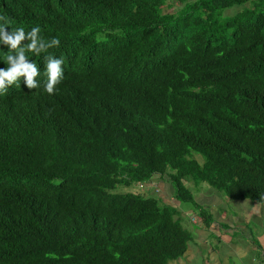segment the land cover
<instances>
[{"label": "trees", "instance_id": "trees-1", "mask_svg": "<svg viewBox=\"0 0 264 264\" xmlns=\"http://www.w3.org/2000/svg\"><path fill=\"white\" fill-rule=\"evenodd\" d=\"M60 1L0 0L3 26H39L40 47L37 15ZM77 13L98 31L83 33L80 69L64 63L54 94L46 67L38 88L22 75L0 93V264H169L214 222L188 182L264 204V0H84ZM155 175L177 204L134 191Z\"/></svg>", "mask_w": 264, "mask_h": 264}, {"label": "clouds", "instance_id": "clouds-1", "mask_svg": "<svg viewBox=\"0 0 264 264\" xmlns=\"http://www.w3.org/2000/svg\"><path fill=\"white\" fill-rule=\"evenodd\" d=\"M114 1L116 0H113V2ZM83 3L84 0H61L59 4H57V11L55 12V15H37L39 18L36 20H39V22L48 30L46 37L43 39V43H40V47L37 46L39 42L38 34L41 31L39 26L33 27L31 31L27 33V35L23 27L13 29L9 33L6 31L7 28L3 26L9 23L8 18L5 16H0V41H3L5 44L11 46L9 50H6V55L3 60H7V63H12V66H8L4 71L0 70V93L9 90V86L5 85V80L8 81V85H11L12 83L18 81L17 77L22 75L26 76L25 82L27 83V88L29 90L38 88L39 84L34 81V77L39 74V71H42V69L46 67L47 70L45 75L47 76V80L44 84V89L42 92L46 94H54V92H57L58 84L61 83L63 78L64 63H73L75 71L80 69L81 62L85 63V60L82 58V56H87L82 52V50L85 48L89 49L87 40L85 37H83L85 36L83 33L98 32L96 29H89L88 27L92 19H96L95 17H81L77 13L78 11L82 10ZM77 5H79L78 8L74 10V7ZM58 13L60 14L57 16ZM61 30L67 32L70 36L77 35V39L61 38ZM26 38L30 39L32 42L21 48L20 42ZM60 42L64 44L67 42H69V44L73 43L75 47H69V50H65L64 52L67 54L63 55L62 57H52V52L54 53V51L57 49L59 51ZM13 49H16L19 54L18 61H13L12 59L14 56ZM73 49H78L81 55L72 53ZM27 52L34 53L25 58ZM47 53L49 55H47ZM24 87V85L20 87L22 88V91L24 90ZM164 183L170 184L173 189V186L168 179L160 181L156 175L153 176L150 181L144 183L143 185H137L136 187L141 190L139 192L146 194L149 197L155 198L157 200L162 199L166 203H171L174 205V203H176L173 199L174 196H172L171 202L169 198L160 196V186ZM194 185L197 191L201 190L202 187L208 188V192H202V194L209 200L212 199V193L219 192L206 182L199 183L198 185L194 183ZM226 199H228V197ZM194 200L197 201L196 197ZM189 224H199L197 215L189 213ZM212 226L213 223L207 229H210ZM254 260L257 262V259ZM261 264H264V260L261 262Z\"/></svg>", "mask_w": 264, "mask_h": 264}, {"label": "crops", "instance_id": "crops-1", "mask_svg": "<svg viewBox=\"0 0 264 264\" xmlns=\"http://www.w3.org/2000/svg\"><path fill=\"white\" fill-rule=\"evenodd\" d=\"M160 196L172 201L174 196L170 184L164 183ZM208 188L202 187L196 200L214 222L210 229L191 228L189 221L184 227L189 230L191 240L182 258L169 264H261L264 260V204L247 199L229 200L219 192L206 198ZM219 204L217 206V198ZM199 225V224H198ZM254 259H257L255 262Z\"/></svg>", "mask_w": 264, "mask_h": 264}, {"label": "rangeland", "instance_id": "rangeland-1", "mask_svg": "<svg viewBox=\"0 0 264 264\" xmlns=\"http://www.w3.org/2000/svg\"><path fill=\"white\" fill-rule=\"evenodd\" d=\"M195 158L198 160V161H200V162H202L203 161V159L201 158V156H195ZM163 184H161V186H160V188H161V191L163 192L164 190H163V186H162ZM188 187H190V191H191V193H193V197H194V199H195V197H196V195L198 194V191L196 190V188H195V185H194V183L191 181V182H188ZM119 190V187H116V189H115V191H118ZM135 192H139V191H141L139 188H135V190H134ZM216 198H217V206H220V204H219V197L216 195ZM176 204V203H175Z\"/></svg>", "mask_w": 264, "mask_h": 264}]
</instances>
